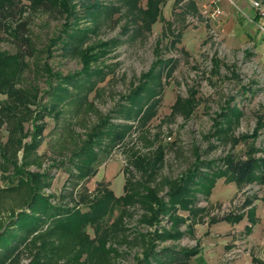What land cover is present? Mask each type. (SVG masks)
Masks as SVG:
<instances>
[{"label":"trees","instance_id":"16d2710c","mask_svg":"<svg viewBox=\"0 0 264 264\" xmlns=\"http://www.w3.org/2000/svg\"><path fill=\"white\" fill-rule=\"evenodd\" d=\"M29 1L33 8H53L65 15L60 31L49 38L47 51L51 53L57 47L72 51L80 57L81 67L62 75L52 72L45 63L49 82L52 78L58 81L55 84L48 82L50 89H44L40 95L39 87L26 75L30 69L26 55H34L35 52L30 35H27V23L20 20L11 26L5 22L18 0H0V33L11 36L19 46L15 53L0 48V94L5 96L0 99V127L4 125L7 131L3 141L0 132V179L4 182L0 184V264H118V258L127 255L134 245L142 248L141 257H133L135 264H191L193 257H200L198 244L179 249L156 247L161 242L177 240L184 235L185 231L180 230L179 226L186 217L180 215L179 210L187 211L193 218L192 223H195L194 219H201L200 213L206 207L195 205L198 196L207 202L219 178L233 182L239 188L253 182H264V151L246 142L249 138H256L258 132L264 129V113L257 114L256 127L250 134L224 136L232 140V147L240 140L248 147L238 154L232 150L217 158L207 159L201 157L198 148H194V161L185 171L172 179L163 177L155 184L156 170L163 163L166 148L158 143L152 155L132 150L130 162L140 172L142 179L126 177L123 194L116 196L104 184L96 185L94 192L80 184L83 190L78 192L76 187L80 180L96 173L94 162L98 159V152L105 153L122 143L135 129L134 122L145 125L156 115L162 100L164 81L172 76L176 67V59L165 57L162 50L176 48L182 36L181 28L167 21L157 42L161 44L164 38H168L164 48L157 47L156 59L146 71L140 73L137 83L132 82L125 93L119 94L120 99L109 114L100 115L98 122L85 132V137L68 157V166L64 161L57 163L68 170V178L60 193L57 195L47 191L51 186L52 173L50 169H41L47 153L38 152L45 139L46 117H59V106L66 99L76 103L86 100L93 90L92 83L95 81L92 77L106 74L105 68L99 66L100 59L109 53L111 46L123 40L121 35L136 38L148 33L160 16L165 0H144V4L143 0H118L119 6L101 0ZM179 1L175 0L174 4ZM180 7L183 8L179 11L182 17L185 12L200 16L195 0H187ZM122 8L124 23L119 38L97 40L85 45L98 25V20L94 19H110ZM81 10L84 14L80 13ZM82 18L93 19L94 26L79 24ZM23 46L27 48L22 49ZM27 49L29 53H24ZM219 64L217 57L211 58L212 72L218 71ZM231 73L235 75L232 70ZM44 93L50 94L51 100L49 96L44 101ZM186 105L195 108L192 99L177 97L171 108L175 112ZM226 107L215 113L214 132L210 134L213 139L220 138L224 120L230 128L240 117L238 108H230V103ZM112 112L117 113L122 122H114ZM159 140L160 134H154L152 143ZM209 147H213L212 144ZM163 187L167 190L161 196L160 189ZM251 203V199H246L243 206L246 208ZM136 204L142 210L138 221L154 226L152 231L141 232L136 227H130V207ZM84 206L85 210L82 209ZM115 207H118V213L105 220V216ZM245 216L249 224L245 225L244 230L250 232L256 223L254 206L249 207L246 213L231 212L220 219H209L211 223L226 221L236 224ZM163 217L170 220V227L159 225ZM88 225L94 229L93 237L87 231ZM187 231L192 232V224L187 226ZM23 258L27 259L25 263H21ZM253 260L256 264H264L261 259Z\"/></svg>","mask_w":264,"mask_h":264},{"label":"rangeland","instance_id":"374dc122","mask_svg":"<svg viewBox=\"0 0 264 264\" xmlns=\"http://www.w3.org/2000/svg\"><path fill=\"white\" fill-rule=\"evenodd\" d=\"M101 1L119 6L118 0ZM174 1L165 0L161 6L160 16L152 29L144 36L136 38H129L127 34L121 35V26L124 23L121 17L123 8L110 19L105 17L94 19L98 20V25L85 45L97 40L119 38V35L123 40L111 46L109 53L100 59L99 66L105 68L106 74L103 77H92L95 81L94 84L92 83L93 90L89 92L86 100L76 103L66 99L59 106L61 110L59 117H46L45 139L38 152L47 153L43 158L41 169L51 170L52 180L49 190L53 193L58 195L68 178L66 167L57 163L64 161L68 166V157L79 141L85 137V132L98 122L100 115L109 114L120 99L119 94L125 93L132 82L137 83L136 79L140 73L151 66L156 59L157 47L164 48L163 45L168 39L164 38L161 44H157L167 21H171L174 27L179 26L182 36L176 48L162 50V55L165 57L172 56L176 59V67L171 77L165 81V78L162 79L164 88L156 115L145 125L134 122L135 129L122 143H118L105 153L98 152V159L94 162L96 173L80 180L76 190L82 191L83 187L80 185L82 184L84 188L93 189L91 192H94L96 185L104 184L116 196L123 194L126 177L133 180L142 179L140 172L130 162L132 150L135 149L140 154L152 155L158 143L164 144L166 148L163 163L156 170L155 184L163 177L172 179L185 171L194 161V148H198L201 157L207 159L217 158L232 150L238 154L243 149H248L241 142L242 140L232 147V140L224 136L237 137L242 133L250 134L256 127L257 114L264 113V44L259 40L256 23H251V28H248L246 26L248 21L236 14L235 25L228 27V16L223 14L218 0H195L200 16L185 12L182 17L179 11L183 8L180 5H185L187 0H180L176 5ZM31 6L29 0H18L11 10L13 14L8 13L5 22L11 26L16 25L20 20L27 23V35H30L35 52L34 55H26V61L30 66L26 75L39 87L41 95L44 89L49 88L48 76L44 69L45 63L52 72H60L62 75L79 70L81 63L80 57L72 51H63L60 47L53 48L51 53L47 51L48 40L60 31L65 15L57 9ZM214 7H220L222 10L219 16L212 14ZM76 8L78 9L79 6ZM80 13L84 14V11L81 10ZM79 24L94 26L93 19L86 18H82ZM0 48L15 53L19 46L11 36L1 32ZM25 48L27 46L22 47ZM25 51L29 53L28 49L24 50V53ZM214 56L220 62L216 73L212 72L211 65V58ZM231 70L235 75H232ZM57 81L56 78H52L49 83L55 84ZM49 96L51 100L50 94L45 95L43 100L45 101ZM177 97L192 99L195 108L180 106L173 112L171 107ZM3 98L5 96L0 94V99ZM228 103L230 108L236 107L241 111L240 117L230 128L224 120L221 123L223 129L220 138L213 139L210 134L214 132L215 113L227 108ZM111 117L114 122H122L115 112L111 113ZM0 132L3 141L7 133L4 125L0 127ZM156 133L160 134V140L152 143L153 135ZM246 142L261 147L260 149L264 151V129L258 132L256 138L253 140L249 138ZM210 144L213 147L210 148ZM31 168L36 170L34 166ZM0 184H4L1 179ZM166 190V187L161 188L160 195L164 196ZM246 199H251L252 203L245 208L243 204ZM263 199L264 189L259 184L253 182L239 188L233 182L219 178L207 197V202L202 196H198L195 205L206 207V210L200 213L201 219H194L195 223H192L193 218L188 212L179 210L178 213L186 217L185 222L179 226L180 230L185 231L184 235L177 240L161 242L156 249L162 246L179 249L198 244L201 250L200 257H193L190 260L191 264H256L253 259L264 261V228H262L264 221L259 219L252 227V232H245L246 216L236 224L226 221L211 223L209 219L210 217L220 219L231 212L246 213L251 206L257 208ZM82 209L85 210L86 207ZM130 211L132 212L129 218L130 227H136L141 232L154 229V226L138 221L142 210L137 204L130 207ZM117 213L118 207H115L104 219L109 220ZM170 224V220L163 217L159 225L170 227ZM189 224H192V232L187 231ZM87 231L93 237V227L88 225ZM141 252L140 245L132 246L127 255L118 258V264H135L133 257H141ZM26 261L27 259L23 258L21 263Z\"/></svg>","mask_w":264,"mask_h":264},{"label":"crops","instance_id":"0c3cea01","mask_svg":"<svg viewBox=\"0 0 264 264\" xmlns=\"http://www.w3.org/2000/svg\"><path fill=\"white\" fill-rule=\"evenodd\" d=\"M218 1H219V5L223 10V14L225 13V15L228 16V27L231 25L232 26L235 25L237 19L235 17L236 14L238 17H244L245 20L249 22V23L245 22L248 28H251L250 27L251 23H255L257 19L256 12L250 6L249 0H218ZM256 32L258 34L260 42L263 43L261 34L259 33L258 30ZM259 185H261L264 189V182ZM255 218H256V222H258L259 219L264 221V199L260 201L258 207L255 208ZM247 224H249L248 220L247 223H244V227ZM256 224L257 223H255L252 227H254ZM262 228H264V224L262 225ZM259 236L261 235L259 234Z\"/></svg>","mask_w":264,"mask_h":264},{"label":"built area","instance_id":"2783aa9c","mask_svg":"<svg viewBox=\"0 0 264 264\" xmlns=\"http://www.w3.org/2000/svg\"><path fill=\"white\" fill-rule=\"evenodd\" d=\"M250 2V6L255 10L256 12V26H257V30L259 31V33L261 34L262 37V41L264 44V1L262 0H249ZM222 13V10L220 9V7H214L212 9V14L215 16H219ZM47 191H50L49 189H47Z\"/></svg>","mask_w":264,"mask_h":264}]
</instances>
